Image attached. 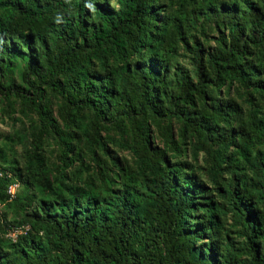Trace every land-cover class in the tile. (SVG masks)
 <instances>
[{
    "label": "trees",
    "instance_id": "16d2710c",
    "mask_svg": "<svg viewBox=\"0 0 264 264\" xmlns=\"http://www.w3.org/2000/svg\"><path fill=\"white\" fill-rule=\"evenodd\" d=\"M207 1L177 0L174 7L116 0L114 8L109 0H0V75L9 55L24 56L29 94L1 81L0 90L33 110L40 126L23 179L47 187L40 139L52 131L64 143L60 191L38 198L24 214L29 228L8 249L0 245V264H264V154L248 127L254 113L219 94L227 82L247 90L249 103L264 99V69L256 62L264 57V30L256 34L251 26L264 22V0L201 6ZM198 19L230 25L223 48L205 49L189 34ZM243 23H249L245 33ZM174 38L186 46L191 40L196 67L194 80L178 70L175 91L167 88L171 64L163 55ZM46 90L60 96L76 127L84 109L94 130L127 122L130 169L116 157L109 166L94 152L90 157L98 176L106 175L104 167L117 173L118 188L69 183L78 157L64 161L68 141L51 118ZM144 114L176 117L181 141L195 135V147L210 159L202 172L209 185L190 162L172 160L151 144ZM93 142L105 148L102 140ZM231 227L243 240L246 261L228 250Z\"/></svg>",
    "mask_w": 264,
    "mask_h": 264
},
{
    "label": "rangeland",
    "instance_id": "374dc122",
    "mask_svg": "<svg viewBox=\"0 0 264 264\" xmlns=\"http://www.w3.org/2000/svg\"><path fill=\"white\" fill-rule=\"evenodd\" d=\"M171 2L176 6L177 0H162ZM112 7H116V0H109ZM213 5V0L201 4L204 7ZM244 33L249 23L239 25ZM254 32L259 34L264 30V22L258 25L251 24ZM229 24H215L213 21L198 19L189 31V34L196 38V41L205 49L213 50L223 48V40H227L230 31ZM258 36V35H256ZM243 38V36H242ZM188 45L174 38L171 44L166 48L163 55L167 57L171 64L170 82L168 89L175 91V80L178 77V70L187 72L190 79L195 78V62L192 57V51L189 49L191 40L187 38ZM253 48V46H252ZM264 49V44H263ZM9 63L6 65L0 75V81L3 85L14 84L20 88L22 93L29 94L28 84L23 76L27 64L25 57L20 54L9 55ZM120 62V61H119ZM264 69V57L256 60ZM31 79V77H30ZM220 96L223 94L229 98L235 99L242 109L250 110L254 113V118L250 119L249 130L252 134L254 148H258L264 154V135L262 132L261 119H264V99L252 100L248 102L247 90L240 88L236 83H224L219 89ZM48 100V109L51 111V118L56 127L64 134L68 141L70 152L67 153L65 162L73 160L77 154L78 161L71 164L68 171L72 181L69 182L75 186H83L86 183H92L94 190H102L105 186L108 188H118L122 180L117 173L104 167L106 175L98 176L94 163L91 161V153L98 154L100 158L110 165L111 158L120 159V164L125 169L133 166V156L126 146L129 141V125L125 120H119L118 127H104L94 130L92 125V114L89 110H82L77 118V127L72 124L63 112V101L59 95L51 93L49 90L44 92ZM256 96V95H252ZM166 105V102H164ZM144 131L147 132L149 141L152 145L163 148L172 160H186L198 170L201 179L209 185L203 170L210 166V159L202 150L195 147V135H187L183 141L179 136L180 122L176 117L170 119H155L149 114L140 116ZM39 122L36 113L29 107L19 102L18 98L0 90V245L8 249L16 240L18 234H23L29 225L25 221L24 214L35 210L36 200L38 198L52 199L60 191V186L56 182L58 171L63 168V138L57 133L50 132L43 135L40 139V145L37 151L43 156L45 164V176L48 177L47 187L38 184L29 183V179H23L25 166L31 160V154L34 150L32 144L35 133L39 129ZM167 132L169 142H163V135ZM90 134V138L87 135ZM93 139L102 140L104 149L97 147ZM239 158V157H238ZM23 168L21 175H14L10 170ZM200 170V171H199ZM248 175L251 170L246 168ZM66 195L65 191H63ZM230 218H227V224ZM237 227H231L229 252L237 258V261H246L247 252L242 238L237 234Z\"/></svg>",
    "mask_w": 264,
    "mask_h": 264
}]
</instances>
